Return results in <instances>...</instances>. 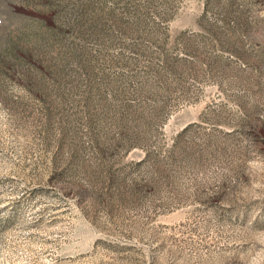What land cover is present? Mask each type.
<instances>
[{"label":"rangeland","instance_id":"374dc122","mask_svg":"<svg viewBox=\"0 0 264 264\" xmlns=\"http://www.w3.org/2000/svg\"><path fill=\"white\" fill-rule=\"evenodd\" d=\"M0 264H264V0H0Z\"/></svg>","mask_w":264,"mask_h":264}]
</instances>
